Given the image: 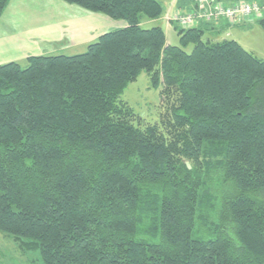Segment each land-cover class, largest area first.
Instances as JSON below:
<instances>
[{
  "label": "trees",
  "instance_id": "1",
  "mask_svg": "<svg viewBox=\"0 0 264 264\" xmlns=\"http://www.w3.org/2000/svg\"><path fill=\"white\" fill-rule=\"evenodd\" d=\"M61 1L124 25L0 64V232L42 264H264V58L198 22L167 43L158 0ZM142 71L154 123L119 100Z\"/></svg>",
  "mask_w": 264,
  "mask_h": 264
},
{
  "label": "rangeland",
  "instance_id": "2",
  "mask_svg": "<svg viewBox=\"0 0 264 264\" xmlns=\"http://www.w3.org/2000/svg\"><path fill=\"white\" fill-rule=\"evenodd\" d=\"M163 6V14L155 19L148 20L144 19L141 21V26L143 28H149L152 26H160L164 33L166 42L171 45H178L179 38L177 35V25L175 22L171 23L173 15L176 13L182 12H191L196 9L194 2L191 1L190 8L185 9L181 8V5H177L176 0H158ZM220 1V0H219ZM50 0H35L31 5H26L31 9H34L35 12H20L19 15H23L22 19L19 20V25L17 30H24L31 27H36L39 24L48 21L46 23H52L51 20L54 18H61L67 15V17H72L77 15L78 12H83V9L76 5H68L61 0H51L52 4L59 5L61 8L57 9L55 6L49 5ZM223 6H232L230 3H223L220 1ZM264 7V4H262ZM65 6V7H64ZM66 10H65V9ZM15 14V10L10 7L6 13L5 17L2 20L7 21L12 15ZM100 16V32L105 33L107 31L113 30L120 25L122 21H115L107 16L97 14ZM2 16V15H1ZM0 16V17H1ZM245 16H238L239 19L245 20L252 18V16L243 18ZM237 18V20H238ZM224 20V19H223ZM219 21V20H217ZM227 21V20H225ZM228 22V21H227ZM245 22V21H240ZM251 22V23H250ZM246 22L242 24V28L232 27L229 30L230 36H227L229 39L237 40L248 52L253 54L258 58H264V29L255 24V21ZM229 23V22H228ZM5 24H0V33L4 32ZM176 24V28L174 25ZM248 25V26H246ZM180 28V27H179ZM231 28V27H230ZM64 49V48H63ZM84 48H71L66 50L64 53L66 55L77 54L85 51ZM190 49V48H189ZM17 63L21 67L27 65L25 60H17ZM120 101L126 102L128 106L133 110V112L140 116L143 121L147 123H154L158 120L159 111H160V95L159 89L154 88L150 85L148 76L144 71L140 72L137 78L128 83L125 89L123 90L121 96L119 97ZM0 264H42L38 260V255L35 252L23 253L17 246V243L8 237L7 235L0 232Z\"/></svg>",
  "mask_w": 264,
  "mask_h": 264
},
{
  "label": "crops",
  "instance_id": "3",
  "mask_svg": "<svg viewBox=\"0 0 264 264\" xmlns=\"http://www.w3.org/2000/svg\"><path fill=\"white\" fill-rule=\"evenodd\" d=\"M33 1L35 0H10L0 17V24L7 23L4 32L0 33V64L10 61L17 62V60L26 61L27 57L31 55L64 54L59 52H65L71 48H86L89 43L100 36V16L97 15L98 13L85 10L78 12L75 16L72 15V17H67V15L64 17L63 15L61 18H54L51 20L52 23L45 21L36 27L17 30L19 20L23 17V15H19L20 12H35L34 9L26 6L31 5L30 2ZM175 3L176 7L179 4L181 8L189 9L191 1L176 0ZM49 5L55 6L57 9L61 8L59 5H53L51 0ZM10 7L15 10V14L7 21L2 20ZM256 18L253 17L252 20L251 18L245 20L238 18L233 23L220 19L217 23L198 22L196 26L202 25L204 27V37L221 40L230 36L229 30L232 27L242 28L244 26L242 24L250 21L256 22ZM123 25L124 22H120L119 26Z\"/></svg>",
  "mask_w": 264,
  "mask_h": 264
},
{
  "label": "built area",
  "instance_id": "4",
  "mask_svg": "<svg viewBox=\"0 0 264 264\" xmlns=\"http://www.w3.org/2000/svg\"><path fill=\"white\" fill-rule=\"evenodd\" d=\"M196 9L191 12L176 13L171 23H176L180 28L194 26L197 22H211L226 19L233 23L238 16L250 17L259 12V6L255 2L240 1L232 6H223L219 0H191Z\"/></svg>",
  "mask_w": 264,
  "mask_h": 264
}]
</instances>
